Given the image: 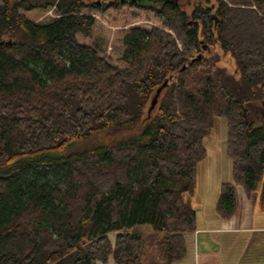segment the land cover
Listing matches in <instances>:
<instances>
[{
    "label": "trees",
    "instance_id": "trees-1",
    "mask_svg": "<svg viewBox=\"0 0 264 264\" xmlns=\"http://www.w3.org/2000/svg\"><path fill=\"white\" fill-rule=\"evenodd\" d=\"M179 1L0 0V264L183 259L215 118L232 174L217 214H235L236 185L264 210V120L249 109L264 106V0ZM203 42L236 71L191 61Z\"/></svg>",
    "mask_w": 264,
    "mask_h": 264
},
{
    "label": "crops",
    "instance_id": "crops-1",
    "mask_svg": "<svg viewBox=\"0 0 264 264\" xmlns=\"http://www.w3.org/2000/svg\"><path fill=\"white\" fill-rule=\"evenodd\" d=\"M223 149L222 159L227 172L225 170L224 177L220 173L218 186L221 182L232 181L231 160L226 152V144ZM236 191L237 209L228 218L217 214L216 202L211 207H200L192 200L199 206L197 208L193 204L196 226L194 230L183 233L185 257L171 264H264V210L259 204L258 191L247 193L240 185H236ZM96 264L116 263L109 257L106 263L98 261Z\"/></svg>",
    "mask_w": 264,
    "mask_h": 264
},
{
    "label": "rangeland",
    "instance_id": "rangeland-1",
    "mask_svg": "<svg viewBox=\"0 0 264 264\" xmlns=\"http://www.w3.org/2000/svg\"><path fill=\"white\" fill-rule=\"evenodd\" d=\"M214 1L206 3L204 0H181L179 4L182 8L190 13L194 7L198 4H202L203 6H212ZM213 12V11H212ZM215 17V15H214ZM216 18V17H215ZM216 18V23H217ZM215 23V24H216ZM207 42H203L201 44V51L197 52L194 57H197L198 54L206 55V54H213L217 61V65L220 67L225 68L227 72L236 71L235 61L231 57L229 53L222 50L219 44H208L206 47ZM205 48V49H203ZM208 48V49H207ZM207 49V50H206ZM260 105V104H259ZM258 114L261 117V120H264V106H258ZM250 111H253V107H250ZM132 131L128 129L121 130L120 132H116L115 134H121V136H125V134H130ZM225 134H226V123L225 119L223 118H215L214 124L211 128L209 135L204 137L203 145L205 147V156L198 161L195 167L194 176L192 179V184L190 187V195L194 202L199 204L201 207L202 205L205 207H211L216 202L217 195L219 192L218 186V177H221L226 174L225 173V161H223V146L225 144ZM112 135H106L105 140H110ZM103 139V140H104ZM228 160V159H227ZM229 162V160H228ZM227 172V170H226ZM193 202V204H194ZM195 205V204H194ZM195 205V207L199 208ZM149 227H146V231ZM111 239L114 238V234H109ZM112 262V260H110Z\"/></svg>",
    "mask_w": 264,
    "mask_h": 264
},
{
    "label": "water",
    "instance_id": "water-1",
    "mask_svg": "<svg viewBox=\"0 0 264 264\" xmlns=\"http://www.w3.org/2000/svg\"><path fill=\"white\" fill-rule=\"evenodd\" d=\"M215 20H216V18H215ZM215 22H216V21H215ZM201 57H202L201 54H198V56L192 58L191 61H198V60L201 59ZM184 67H185V66H183V68H184ZM166 84H167V80H164L163 84H161V85L156 89V92H155V94L153 95V97L151 98L150 104H149V106H148V109H147V112H148V113H150L151 110L154 108V106H155V104H156V102H157L158 96H159V94H160V91L162 90V88H163ZM136 230H137L136 228L133 229V231H136Z\"/></svg>",
    "mask_w": 264,
    "mask_h": 264
},
{
    "label": "flooded vegetation",
    "instance_id": "flooded-vegetation-1",
    "mask_svg": "<svg viewBox=\"0 0 264 264\" xmlns=\"http://www.w3.org/2000/svg\"><path fill=\"white\" fill-rule=\"evenodd\" d=\"M123 1H125V2H127V3H129V4H138V3H140V2H144V1H147V0H123ZM150 1H154V0H150ZM259 106V105H258ZM258 106H255L254 107V115L257 117V121H261V117L259 116V114H258ZM260 107V106H259ZM249 109H250V107H249ZM251 112H253V111H251ZM251 112H249V114L251 113Z\"/></svg>",
    "mask_w": 264,
    "mask_h": 264
}]
</instances>
